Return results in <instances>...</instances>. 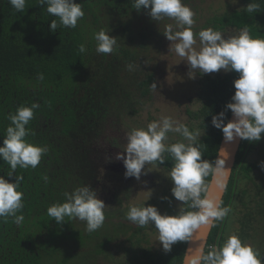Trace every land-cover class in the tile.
Here are the masks:
<instances>
[{"label":"trees","instance_id":"16d2710c","mask_svg":"<svg viewBox=\"0 0 264 264\" xmlns=\"http://www.w3.org/2000/svg\"><path fill=\"white\" fill-rule=\"evenodd\" d=\"M75 2L82 4L85 12L77 27L61 26L52 32L51 20L57 18L50 16L39 0H26L24 11L19 13L7 0H0V146L10 124L8 115L19 106L38 103L39 108L26 126L30 131L26 140L47 148L35 169L17 167L11 178L6 177L10 166L0 160V176L13 183L15 175L23 176L19 191L24 194L25 217L20 225L14 224L11 217L0 218V264H70L76 259V264H91L96 257H113L110 227H106L108 235L102 233L105 221L100 229L88 233L85 222L66 217L64 224L58 225L46 209L53 203L64 202L65 192L81 186H91L99 199L105 195L108 202L122 204L114 192V172L108 156L109 145L115 147L117 139L107 132L122 117L137 115L151 99L150 86L156 83V75L148 57L157 34L149 23L138 27L139 21L151 18L146 10L137 12L132 0ZM250 2L259 5L257 12L244 10ZM165 19L162 22L166 23ZM230 27H247L252 38L264 39V0H240L238 9L214 15L202 29L213 28L223 34ZM101 29L117 38L112 54L95 51L93 34ZM82 44L86 53L79 51ZM129 64L133 65L131 71L126 67ZM38 74H43L42 81ZM203 76L198 92L201 108L194 112V120L206 135L196 143L202 159L212 162L223 133L211 125V119L231 102L235 92L233 81L238 74ZM230 114L227 110L225 123ZM252 152L257 157L250 161L247 157ZM165 154L163 166L169 168L172 160ZM262 161L264 134L258 142L242 140L221 206L230 209L229 219L232 213L237 217L235 235L244 243L252 242L253 248L264 256V170L259 167ZM210 177L204 180L207 186ZM185 206V211L192 210ZM227 219L228 214L212 226L205 253L225 240ZM112 224L115 237L118 231L125 235L128 229L132 230L128 225L125 229L121 222ZM141 229L144 227L135 231L142 232ZM186 243L177 242L167 253L142 249L138 255L128 248L133 253L124 264H181Z\"/></svg>","mask_w":264,"mask_h":264},{"label":"clouds","instance_id":"9594fccd","mask_svg":"<svg viewBox=\"0 0 264 264\" xmlns=\"http://www.w3.org/2000/svg\"><path fill=\"white\" fill-rule=\"evenodd\" d=\"M7 2L18 13L25 9L26 0ZM39 5L46 6L47 13L59 21L51 20L52 32L61 26L75 29L78 21L85 16L82 4L75 0H39ZM132 5L137 12L146 10L153 21L165 18L174 21L165 25L163 36L171 42L170 50L186 58L190 78L221 70L238 74L233 81L235 92L231 102L226 104L225 111L212 116L211 125L222 131L225 143L233 142L235 138L249 142L260 141L264 134V39L252 38L247 27L241 29L238 35L229 37L213 28L194 33L195 12L183 0H132ZM243 8L247 13H254L259 10V5L250 2ZM93 39L97 54H112L117 47V38L110 36L104 29L95 32ZM197 42L198 50L194 47ZM79 51L86 53L85 45L82 44ZM126 67L130 71L133 69L130 64ZM38 79L42 81L43 74H38ZM150 88L156 90V83ZM38 108V103H32L30 107L22 105L7 117L10 124L0 146V160L10 166L11 171L6 175L8 178L13 177L17 167L35 169L47 152L46 147L26 140L30 134L26 126ZM227 110L231 111L234 119L225 123ZM170 132L181 134L191 143L166 144ZM198 136V131H190L186 125L171 117L154 120L147 124L146 129H133L128 133L124 151L116 156L117 160L123 162L125 178L139 181L141 175L148 172L142 173L146 166L165 164L167 153L172 160L167 173L173 184L172 196L192 210L167 215L161 214L155 206H132L125 219L139 227L150 225L155 229L165 253L170 252L177 242L191 241L196 233L195 237L201 243L194 250H187L184 264H264V256L236 235H230L219 247L213 246L205 253L204 236L199 230L209 229L216 221H222L230 209L222 207L217 197L207 195L208 186L204 180L211 175L216 186L223 191L232 170L225 166L229 154L224 149L212 162L202 159L203 154L196 143ZM259 167L264 170V161L260 162ZM44 179L47 180V177ZM22 180L23 176L15 175L13 183L5 176H0V218L11 217L16 225L22 224L25 219L22 214L24 194L19 191ZM202 193L205 194L202 196ZM64 197V202L53 203L46 209V214L58 225L64 224L67 217L85 222L88 233L103 226L106 205L91 186L77 187L72 192H65ZM161 199L171 204L168 197Z\"/></svg>","mask_w":264,"mask_h":264},{"label":"rangeland","instance_id":"374dc122","mask_svg":"<svg viewBox=\"0 0 264 264\" xmlns=\"http://www.w3.org/2000/svg\"><path fill=\"white\" fill-rule=\"evenodd\" d=\"M186 5L195 12V24L193 25L192 30L194 33H197L200 31V29H202L206 21L209 18H212L214 15H221L229 10L238 9L240 7V0H237L236 3L234 0H189ZM143 22L149 23L150 27L155 29V33L157 34L155 40L152 42L153 50H151L148 57V59H152V67L155 69L157 88L156 90L152 91L151 99L147 100V102L142 105L137 115H126L122 117L118 124L109 126L107 135L116 133V129H118L119 139L122 138L120 140L121 145L123 144L122 141L124 140H126L125 145L127 144V135L133 129H146L147 124L154 120H160L163 117H171L173 120L178 121L179 123L187 121L189 117L186 113L184 115V112L186 109L192 111L195 110L194 105L190 107L191 103L189 99L194 97L195 92L198 91V82L203 78V76L199 74H197L194 79L190 78L188 75L189 67L187 65L186 58L180 57L175 53L174 50H170L169 45L171 42L163 36V33L165 30V25L174 23V21L166 18V23H164L162 20L153 21L150 19L149 21H145L144 19L139 21L138 27H144ZM238 34L239 31H226L223 33V35L226 37ZM194 47H196L198 50L199 42H197V45H194ZM216 74L217 73H211L207 75L215 76ZM196 126V123L193 122L191 125L192 132H194V130L196 131ZM172 134L174 137L179 135L178 133H168L167 136L172 137ZM182 141L185 143H190V141L184 137L182 138ZM256 157L257 155L255 152H252L250 155H248L247 159L253 161L256 159ZM241 184L242 183H240V185ZM171 186L172 182L168 179L162 183V188L160 191L149 190L147 192L136 193L133 198L120 209L121 214L119 216V206L118 210L116 211L109 207L106 197L103 198L104 203L106 204V208L104 210L106 225L102 233L108 235L110 232V234L112 233L111 235H113V241L110 247V251L113 252V257L110 258L105 255L104 257H96L91 261V264H124L125 260L130 255H132L133 252L140 254L142 249H149L150 252L157 253L164 252L162 245L159 242L156 230L150 225L145 226L143 238L140 240L138 245L133 247L134 244L131 245L130 242L127 243V241H125L126 237H122L119 240L118 237H115V225L112 223H117L119 221L118 217H120L121 222H126L124 217L127 214L129 208L132 206H155L161 214L167 215H176L177 213L182 212L184 209L182 202L176 201L172 196V193H168L167 191V188ZM162 197H168V199L173 198V200L171 204H169L168 200H162ZM239 199L240 198L236 199V201L239 202ZM244 200H246V198ZM230 217L231 218L229 219L228 213L226 228L223 232L225 239L230 235H235V230L238 228V224H236V215L232 213ZM128 224L137 226L131 222ZM106 227H110L109 232L108 228L106 229ZM245 243L254 247L252 242L247 241ZM128 248L132 249L133 252H128ZM77 261V259L72 260L70 264H76Z\"/></svg>","mask_w":264,"mask_h":264},{"label":"flooded vegetation","instance_id":"af4514ba","mask_svg":"<svg viewBox=\"0 0 264 264\" xmlns=\"http://www.w3.org/2000/svg\"><path fill=\"white\" fill-rule=\"evenodd\" d=\"M229 29H231L230 31H233L235 30L234 28H226L227 31H229ZM236 31H240V30H236ZM224 72L221 71L217 74H223ZM216 74V75H217ZM204 77V76H203ZM199 89H200V80L198 82V91L195 92V95L194 97H191L189 99L190 103H191V106L192 107L194 105V108L195 110L192 111V110H185L184 112V115L185 113L188 115V120L185 121V122H182L181 124H184L186 125L190 131H192L191 129V125L193 122L196 123V131L199 132V136L197 137V140L201 141L202 138H204V136L206 135V132L204 131L203 128H200L199 126V122H197L196 120H194V112H197L200 108H201V101H200V98L198 96V92H199ZM116 133H113V134H109L111 135L110 137H114L115 139H117V144L115 147L109 145V149H108V156H110V160H111V170L112 172H114L112 174V181H113V184H114V192H116V194H118V196L120 197V199L123 201L121 205H118L117 203H113V202H107V204H109V207L110 208H118L119 206V211H118V216L121 214L120 212V209L123 207V205H125L129 200H131L133 198V196L136 194V193H141V192H147L149 190H156V191H160L161 188H162V183L165 181V180H168L170 178L167 177V173L170 171V168H167L163 165H148L146 166V168L144 170H142V173L143 172H147V174H142L141 177H140V180L137 181L135 178H125V168L123 166V162L120 161V160H117L116 159V156L120 153H122L125 149V142L126 140L122 141V145L120 144V140L122 138L119 139V132H118V129H116ZM194 130V132H196ZM170 133H174V132H170ZM179 134V133H178ZM213 133L211 132L210 135H212ZM109 137V138H110ZM182 138L183 136L181 134H179L177 137H174L173 134H172V137L171 136H168V139L166 140V144H172V143H176V142H183L182 141ZM111 139V138H110ZM185 143V142H183ZM191 143V142H190ZM120 144V145H119ZM185 144H188V143H185ZM126 155V154H125ZM165 156H167L165 154ZM173 187V184L171 187H168L167 188V191L168 193H171V188ZM102 198H100L102 201H104L103 198H105L106 196L103 195L101 196ZM111 198V197H110ZM106 199L108 200L109 198L106 197ZM173 200V198H171ZM163 204V203H162ZM106 205V204H105ZM184 205V209L183 211H185V204ZM126 217V215H125ZM124 217V219H125ZM122 218V217H121ZM126 220V219H125ZM118 222H121V219L119 218V221ZM129 222L126 220V222H121V224L123 226H125V229H126V225L132 227V230L128 229L127 230V233L124 235L123 232L120 233L118 231L117 233V237H118V240L121 239L122 237H126V240L127 243L130 242L131 245L134 244L133 247H135L136 245H138L140 243V240L143 238V235H144V232H145V226H144V229L142 230V232H139V231H135L136 229H140L141 227L139 226H133V225H130L128 224ZM123 226H121L120 228L122 229ZM135 231V232H134ZM141 233V234H140ZM128 234V235H127ZM131 236H134L136 238H132V240H129V238ZM139 240V242L137 243V241ZM132 241V242H131ZM137 254V253H136ZM139 255V253H138Z\"/></svg>","mask_w":264,"mask_h":264},{"label":"water","instance_id":"95a60500","mask_svg":"<svg viewBox=\"0 0 264 264\" xmlns=\"http://www.w3.org/2000/svg\"><path fill=\"white\" fill-rule=\"evenodd\" d=\"M233 119H234V117H233V115L231 113L228 121H231ZM241 141H242L241 139L235 138L233 142L225 143L224 137L222 135L215 159H217L219 157L221 149H224L229 154V158L226 161V165L225 166L227 168H230L231 170H233V167H234V164H235V161H236V155H237V152L239 150ZM231 174H232V171H231ZM231 174L228 177L227 185L229 183ZM226 189H227V186H226V188L223 191H221L216 186V184H215V182L213 180V177L212 176L210 177V181L208 183V188H207V195L209 197H217L219 199V201L222 202V199L224 197ZM211 229H212V227H210L209 229L201 228L199 230L200 234H203V236H204L203 242H204L205 248H206V245H207V241H208V237L210 235ZM195 236H196V233L193 234V239L191 241H187L184 254L187 252V250L189 248L194 250L201 243L199 240L196 239ZM205 248H204V251H205ZM181 264H184V255H183Z\"/></svg>","mask_w":264,"mask_h":264},{"label":"built area","instance_id":"2783aa9c","mask_svg":"<svg viewBox=\"0 0 264 264\" xmlns=\"http://www.w3.org/2000/svg\"><path fill=\"white\" fill-rule=\"evenodd\" d=\"M213 246L209 247L210 249L212 248Z\"/></svg>","mask_w":264,"mask_h":264}]
</instances>
